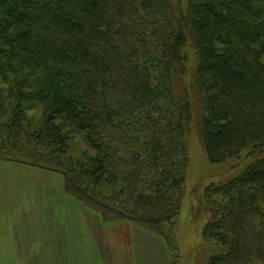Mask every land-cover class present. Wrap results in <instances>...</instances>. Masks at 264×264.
Segmentation results:
<instances>
[{
	"label": "trees",
	"instance_id": "1",
	"mask_svg": "<svg viewBox=\"0 0 264 264\" xmlns=\"http://www.w3.org/2000/svg\"><path fill=\"white\" fill-rule=\"evenodd\" d=\"M193 132L210 164L257 154L204 191L206 264H264V0H0V160L170 244Z\"/></svg>",
	"mask_w": 264,
	"mask_h": 264
},
{
	"label": "rangeland",
	"instance_id": "2",
	"mask_svg": "<svg viewBox=\"0 0 264 264\" xmlns=\"http://www.w3.org/2000/svg\"><path fill=\"white\" fill-rule=\"evenodd\" d=\"M185 4L181 0L183 8ZM40 113L39 104L27 106L30 119L38 121ZM196 125L195 120L194 129ZM186 145L184 194L169 233L170 244L134 223H103L98 213L65 194L60 174L0 160L6 163L0 166V197L11 196V206L0 203V215L11 218V251L0 250V264H206L219 249L202 238L209 217L204 191L239 175L257 154L244 151L214 165L207 161L195 132L187 137ZM84 152L91 154L81 134L71 132L69 155ZM2 167H9V172Z\"/></svg>",
	"mask_w": 264,
	"mask_h": 264
},
{
	"label": "crops",
	"instance_id": "3",
	"mask_svg": "<svg viewBox=\"0 0 264 264\" xmlns=\"http://www.w3.org/2000/svg\"><path fill=\"white\" fill-rule=\"evenodd\" d=\"M6 163H0V166H5ZM8 166V164H7ZM1 168V167H0ZM4 171L9 172V167H2ZM10 184L7 183V189L10 190ZM0 203L3 206H11V196H8L6 198L0 197ZM9 209V208H8ZM6 207L2 209V211H5ZM0 250L1 251H11V218L10 216H6L4 214L0 215ZM6 246V247H4ZM99 263V261H96ZM105 264V263H104Z\"/></svg>",
	"mask_w": 264,
	"mask_h": 264
}]
</instances>
